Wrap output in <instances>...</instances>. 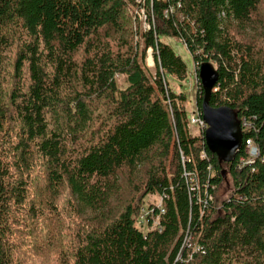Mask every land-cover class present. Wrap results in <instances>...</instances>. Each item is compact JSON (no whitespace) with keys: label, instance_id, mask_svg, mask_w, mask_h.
I'll use <instances>...</instances> for the list:
<instances>
[{"label":"trees","instance_id":"1","mask_svg":"<svg viewBox=\"0 0 264 264\" xmlns=\"http://www.w3.org/2000/svg\"><path fill=\"white\" fill-rule=\"evenodd\" d=\"M152 3L139 32L136 0H0V264H264V0ZM160 35L197 75L216 62L209 105L251 124L252 164L236 166L241 149L220 162L190 132L187 95L168 85L187 65ZM208 163L214 199L200 205L183 171L208 179ZM222 169L233 190L218 198ZM152 193L166 195L162 229L143 234L134 216Z\"/></svg>","mask_w":264,"mask_h":264},{"label":"built area","instance_id":"2","mask_svg":"<svg viewBox=\"0 0 264 264\" xmlns=\"http://www.w3.org/2000/svg\"><path fill=\"white\" fill-rule=\"evenodd\" d=\"M137 3H139V6H137V11L139 13V16L143 18L144 24L142 27L143 31H147L151 29V27H154V14L153 10L150 11V13H147V4L152 7V2L154 0H136ZM158 1V0H155ZM180 2L177 1L176 6L174 4H169V7L163 11V14L165 17L168 16L169 12H172L175 7H179ZM152 56V49L148 48L147 50V57L149 59ZM187 106V105H186ZM189 111H186L187 114V125L188 128L190 127H197L198 132L192 133L193 135L199 134L200 131H204L207 128V123L202 117L201 112L195 109H191V107H188ZM241 132L243 135V131L248 130L251 127V124L247 122L244 118L239 120ZM241 151H243L242 154H239L236 166L238 168L246 165L252 164L256 158L260 156V150L258 145L254 142L252 138H247L244 140V143L242 144ZM240 153V152H239ZM201 157L205 156L204 152H201ZM181 158L184 160L183 153H181ZM206 172L208 179H201L200 171L197 168H194L192 170L184 169L183 173L187 180L188 188L191 192H194V195L197 198L198 203L201 205H206L207 201H213L214 196L212 192H209L208 188L209 185H211V188H215V186L210 182L211 177L215 176V173L213 171L212 164L208 163L206 166ZM158 194L157 199H147L143 204L140 206L138 213L134 216V225L135 227L141 231L143 234H146L152 230H158L160 231L161 228V216L165 213V206H164V198L166 195L164 194ZM186 241V237L184 239ZM196 249H199L196 246ZM195 249V250H196ZM190 257V256H189Z\"/></svg>","mask_w":264,"mask_h":264},{"label":"water","instance_id":"3","mask_svg":"<svg viewBox=\"0 0 264 264\" xmlns=\"http://www.w3.org/2000/svg\"><path fill=\"white\" fill-rule=\"evenodd\" d=\"M198 78L203 89L201 114L207 128L205 144L220 162H233L242 147L243 135L236 112L228 106H211L209 98L218 80L217 69L208 61L198 66ZM225 174V170L222 169Z\"/></svg>","mask_w":264,"mask_h":264},{"label":"rangeland","instance_id":"4","mask_svg":"<svg viewBox=\"0 0 264 264\" xmlns=\"http://www.w3.org/2000/svg\"><path fill=\"white\" fill-rule=\"evenodd\" d=\"M136 8L137 7L135 6L129 8V14L131 15L132 20H133V27L135 26L137 30L140 32V30H142L144 21H143V18L139 16V13ZM256 31L258 32V30ZM251 32L254 33L255 31L251 30ZM160 40H162L165 43H168L182 57V59L185 61L187 65L186 79L179 81L176 78H173L172 76H168V85L175 92H180V91L185 92V94L187 95V101L185 103V106L187 105L188 107H191V109H195L196 108V93L198 92V88H199L198 82L199 81H198V75H197V65L194 62L192 55L188 52L185 45L181 41L175 38L160 35ZM258 43L260 44L259 45L260 47L261 46L264 47V38L262 39L260 38L258 40ZM146 63L149 67L150 72L151 73L154 72V61H153L152 56L150 59L149 57L146 56ZM210 63L214 67H216L217 65L216 62H213V61H210ZM116 77H117L119 87H124L126 85L124 76L117 75ZM186 111H189L188 108L186 109ZM189 130L191 133L198 132L197 131L198 129L195 126L190 127ZM145 171H146V166L144 164L140 165L138 170L135 172V178L137 179L142 178ZM232 190H233L232 179L229 174H225L224 179L221 181V183L218 186L216 196L218 198L226 197ZM157 198H158V194L152 193L147 196L146 200L147 199H157ZM185 243L188 244L189 247L192 246L194 250L196 249L195 243H193V240H190L189 237L186 238Z\"/></svg>","mask_w":264,"mask_h":264}]
</instances>
